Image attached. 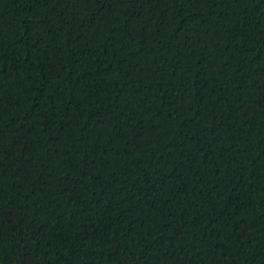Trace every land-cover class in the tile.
<instances>
[{
  "label": "trees",
  "instance_id": "trees-1",
  "mask_svg": "<svg viewBox=\"0 0 264 264\" xmlns=\"http://www.w3.org/2000/svg\"><path fill=\"white\" fill-rule=\"evenodd\" d=\"M0 264H264V0H0Z\"/></svg>",
  "mask_w": 264,
  "mask_h": 264
}]
</instances>
